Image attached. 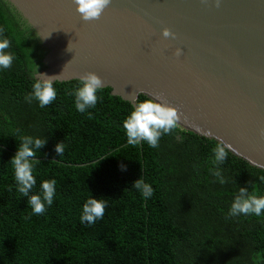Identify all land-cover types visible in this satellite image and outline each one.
I'll use <instances>...</instances> for the list:
<instances>
[{"label":"trees","instance_id":"16d2710c","mask_svg":"<svg viewBox=\"0 0 264 264\" xmlns=\"http://www.w3.org/2000/svg\"><path fill=\"white\" fill-rule=\"evenodd\" d=\"M0 19V264H264V171L81 80Z\"/></svg>","mask_w":264,"mask_h":264},{"label":"water","instance_id":"95a60500","mask_svg":"<svg viewBox=\"0 0 264 264\" xmlns=\"http://www.w3.org/2000/svg\"><path fill=\"white\" fill-rule=\"evenodd\" d=\"M41 83L138 94L264 171V0H0Z\"/></svg>","mask_w":264,"mask_h":264},{"label":"clouds","instance_id":"9594fccd","mask_svg":"<svg viewBox=\"0 0 264 264\" xmlns=\"http://www.w3.org/2000/svg\"><path fill=\"white\" fill-rule=\"evenodd\" d=\"M136 141V140H135Z\"/></svg>","mask_w":264,"mask_h":264}]
</instances>
